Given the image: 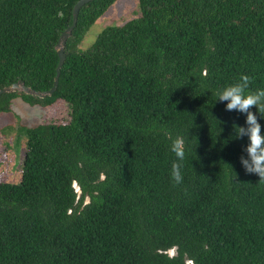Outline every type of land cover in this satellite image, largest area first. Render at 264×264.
<instances>
[{"label": "trees", "instance_id": "obj_1", "mask_svg": "<svg viewBox=\"0 0 264 264\" xmlns=\"http://www.w3.org/2000/svg\"><path fill=\"white\" fill-rule=\"evenodd\" d=\"M75 1L0 0V88L51 87ZM114 1L79 8L50 95L0 94V112L69 105L66 123L23 128L20 180L0 182V264H264V182L236 138L246 114L217 100L241 75L264 89V0H137V17L80 48Z\"/></svg>", "mask_w": 264, "mask_h": 264}, {"label": "rangeland", "instance_id": "obj_2", "mask_svg": "<svg viewBox=\"0 0 264 264\" xmlns=\"http://www.w3.org/2000/svg\"><path fill=\"white\" fill-rule=\"evenodd\" d=\"M139 15L137 0H115L99 15L85 32L79 43L85 48L95 35L106 25H118ZM69 119V105L56 100L47 106L28 105L19 98L9 104V111L0 112V182L18 183L22 173L25 151L23 128L39 123H66ZM77 191V186L73 184ZM174 249L168 250L173 254Z\"/></svg>", "mask_w": 264, "mask_h": 264}, {"label": "clouds", "instance_id": "obj_3", "mask_svg": "<svg viewBox=\"0 0 264 264\" xmlns=\"http://www.w3.org/2000/svg\"><path fill=\"white\" fill-rule=\"evenodd\" d=\"M251 78L241 75L239 82L225 87L217 92V100L226 101V110H236L246 114L245 126H235L236 138L247 137L248 144L244 148L247 158L240 157V163L247 173H254L264 182V132L258 122L257 115L251 111L255 108L257 113L264 114V89L249 91ZM170 150L175 154L177 161L185 159L184 139L177 137L172 140ZM182 164H172L171 177L176 184L182 182Z\"/></svg>", "mask_w": 264, "mask_h": 264}, {"label": "water", "instance_id": "obj_4", "mask_svg": "<svg viewBox=\"0 0 264 264\" xmlns=\"http://www.w3.org/2000/svg\"><path fill=\"white\" fill-rule=\"evenodd\" d=\"M89 1L90 0H76L75 1V3L72 5V8H71V23L67 27H65L63 29V31L59 34V37H58L56 44H55L57 63L55 66V74L53 76V81H52L51 87L47 90L35 91V90L25 86L22 81L18 80L16 82L11 83L8 86H4V87L0 88V94L17 90V91H21V92L26 93V94L35 95L37 97H45V96L50 95L54 91V89L57 85L59 70H60V67L62 65L63 59L65 57V54L63 52V45L65 42V39L68 36V34L70 33L71 29L75 25L77 12H78L79 8L83 4H85Z\"/></svg>", "mask_w": 264, "mask_h": 264}]
</instances>
